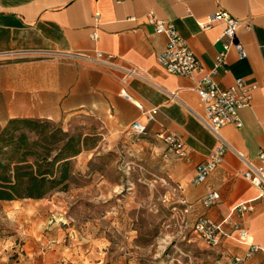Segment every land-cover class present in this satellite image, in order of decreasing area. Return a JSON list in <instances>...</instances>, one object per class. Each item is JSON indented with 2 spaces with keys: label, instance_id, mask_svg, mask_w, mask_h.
<instances>
[{
  "label": "crops",
  "instance_id": "obj_1",
  "mask_svg": "<svg viewBox=\"0 0 264 264\" xmlns=\"http://www.w3.org/2000/svg\"><path fill=\"white\" fill-rule=\"evenodd\" d=\"M218 10L243 21L235 37L246 56L239 58L230 47L211 78L220 88L236 78L255 85L249 105L237 111L241 126L226 125L220 135L257 164L264 150V0H0V127L11 118L66 124L75 115L94 116L107 141L124 138L135 157L163 178L167 192L175 190L184 204L178 206L188 208V225L200 216L221 223L223 234L213 248L219 263L264 264L261 251L233 261L248 249L234 226L246 230L249 243L264 247V196L241 176L244 164L226 151L204 182H192L195 166L206 160L217 139L180 102L199 114L204 111L193 87L210 72L228 39L219 37L222 24H201ZM149 15L170 22L197 57L200 67L193 78L169 74L158 64L166 38L147 23ZM96 50L139 70L142 76L131 78L126 90L141 108L119 93L121 84L111 73L81 58L61 56ZM153 107L157 112L145 123L146 133L133 135L131 123L145 122L143 112ZM160 132L178 136L186 156L164 157ZM211 190L218 198L205 206L200 200ZM243 202L252 209L233 210Z\"/></svg>",
  "mask_w": 264,
  "mask_h": 264
},
{
  "label": "rangeland",
  "instance_id": "obj_2",
  "mask_svg": "<svg viewBox=\"0 0 264 264\" xmlns=\"http://www.w3.org/2000/svg\"><path fill=\"white\" fill-rule=\"evenodd\" d=\"M60 124L88 136L87 149L71 159L66 190L0 201V264H221L124 138L107 141L92 115Z\"/></svg>",
  "mask_w": 264,
  "mask_h": 264
},
{
  "label": "built area",
  "instance_id": "obj_3",
  "mask_svg": "<svg viewBox=\"0 0 264 264\" xmlns=\"http://www.w3.org/2000/svg\"><path fill=\"white\" fill-rule=\"evenodd\" d=\"M147 23L153 26L155 33L163 34L166 38L165 47L156 56L158 64L169 74L193 78L200 67L199 60L191 52L176 28L170 22L151 15L147 16ZM212 23L222 24V32L219 37H225L228 41L223 44L222 50L217 54L210 72L202 76L194 84L193 90L196 92L199 100L204 104V111L202 114H199L191 110L183 102H180L190 111L195 119L217 139L216 146L210 151L206 160L195 166L192 182L195 184L204 182L207 176L223 162L224 153L226 151H231L244 164V170L241 172V176L257 188L258 195L261 197L264 196V150L257 156L258 163L253 164L244 153L232 148L220 135L221 128L226 125L232 124L236 127L241 126L237 111L249 105L251 91L255 88V85L247 83L242 78H236L231 86L220 88L211 78L217 68L224 64L226 52L230 47H233L237 51L239 58H244L246 56L242 44L238 42L235 37V31L243 21L224 10H218L209 16L207 22L202 23L201 27L207 28ZM90 37L96 39V34L92 33ZM61 56L81 58L111 73L121 84L119 93L127 100L132 101L135 106L141 108L138 103L132 100L126 90V86L131 78L142 76L136 67L121 62L113 54L98 50L94 51L92 54H61ZM171 95L175 97V94ZM156 112L157 107L144 111L143 115L145 116V122L134 120L130 125L131 133L133 135H144L146 133L145 123L152 120ZM157 137L165 145L164 157L172 155L176 158H183L186 156L184 143L175 134L160 132L157 134ZM173 194L175 195V200L172 207L174 210L179 211L182 217V224L186 227L188 226L186 221L188 208L185 206L182 208L179 207L178 205L184 204L176 198L174 189ZM217 198V192L211 190L207 192L200 201L203 205L209 206L213 204ZM251 209L252 207L248 202H243L238 204L233 210L241 213ZM190 227L192 232L202 239L207 246L214 248L219 245L220 238L223 234L221 223L200 216L190 224ZM234 228L237 231L238 240L248 245V249L242 256H234V262H241L255 251L264 253V247L255 246L248 242L246 230L236 226H234Z\"/></svg>",
  "mask_w": 264,
  "mask_h": 264
},
{
  "label": "trees",
  "instance_id": "obj_4",
  "mask_svg": "<svg viewBox=\"0 0 264 264\" xmlns=\"http://www.w3.org/2000/svg\"><path fill=\"white\" fill-rule=\"evenodd\" d=\"M87 140L81 133L63 130L60 122L7 120L0 129V201L40 199L66 190L71 159L87 149Z\"/></svg>",
  "mask_w": 264,
  "mask_h": 264
}]
</instances>
